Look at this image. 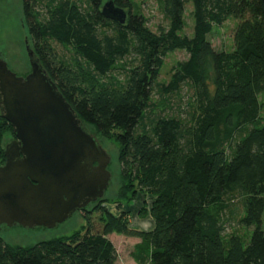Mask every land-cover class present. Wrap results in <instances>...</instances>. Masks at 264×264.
Returning <instances> with one entry per match:
<instances>
[{
	"label": "trees",
	"instance_id": "16d2710c",
	"mask_svg": "<svg viewBox=\"0 0 264 264\" xmlns=\"http://www.w3.org/2000/svg\"><path fill=\"white\" fill-rule=\"evenodd\" d=\"M110 1L126 11L124 22L104 13V0H22V8L36 57L61 93L85 124L119 143L125 175L154 195L153 229L133 230L100 204V229L85 209L82 229L67 236L30 246L0 237V264H116L114 232L141 238L137 264H264L261 0H162L168 25L158 32L131 0ZM190 3L191 36L183 33ZM229 18L233 48L217 50L209 35ZM175 50L189 56L161 83ZM184 84L192 95L181 114L153 101L157 90L165 100ZM10 131L0 113L2 154ZM239 199L247 238L225 236Z\"/></svg>",
	"mask_w": 264,
	"mask_h": 264
},
{
	"label": "water",
	"instance_id": "95a60500",
	"mask_svg": "<svg viewBox=\"0 0 264 264\" xmlns=\"http://www.w3.org/2000/svg\"><path fill=\"white\" fill-rule=\"evenodd\" d=\"M103 11L121 22L127 17L113 1ZM29 57L26 76L0 60L1 114L16 137L6 145L0 166V222L55 228L104 196L111 159L34 50Z\"/></svg>",
	"mask_w": 264,
	"mask_h": 264
},
{
	"label": "rangeland",
	"instance_id": "374dc122",
	"mask_svg": "<svg viewBox=\"0 0 264 264\" xmlns=\"http://www.w3.org/2000/svg\"><path fill=\"white\" fill-rule=\"evenodd\" d=\"M108 2L110 0H104ZM132 10L142 14L147 25L152 31L158 32L160 28H166L168 18L164 11L162 0H131ZM192 3L189 4L186 12V23L183 33L192 35L193 33V15ZM236 20L229 18L224 24L214 26L209 40L217 50H231L233 48V31L236 26ZM54 46L61 52H67L61 44L55 43ZM29 50H34L33 43L29 35V29L25 22L22 0H0V60L7 63L8 67L20 76H26L31 71ZM69 55V54H68ZM186 50H175L165 58L161 70L159 81L169 83L172 76V69L177 63L188 58ZM192 91L187 85H183L179 92L165 96L162 100V94L157 90L153 95V101L166 114L178 115L187 109L188 99L191 98ZM263 106L262 116L264 119V93L261 95ZM0 104V113H1ZM184 115L186 113L184 112ZM87 131L92 134L102 148L107 152L111 161L109 171L111 180L104 196L95 202H92L86 209L93 212V228L100 229L102 225V214L96 210L101 204L116 216L125 215L126 221L131 229L136 231H150L153 229L154 221L151 217V207L154 201V195L148 193L136 181L133 174L123 172V166L120 160L121 150L119 143L113 139L99 134L93 127L85 124ZM13 131L7 132L3 137L2 149L13 139ZM5 157L0 153V158ZM236 212L234 220L228 224L225 236L232 232H238L247 238L252 229L240 225L239 218L243 215V203L239 199L235 206ZM85 210H78L73 213L64 223L55 228H45L34 226L32 228L23 227L19 224L9 226L0 223V237L6 243L12 245L30 246L44 240H49L57 236H67L76 230L82 229L84 225L83 215ZM264 230V213H263ZM114 243L117 250L116 264H137L134 259V252H138L137 247L141 243L139 236L126 235L122 233H111L108 236Z\"/></svg>",
	"mask_w": 264,
	"mask_h": 264
},
{
	"label": "flooded vegetation",
	"instance_id": "af4514ba",
	"mask_svg": "<svg viewBox=\"0 0 264 264\" xmlns=\"http://www.w3.org/2000/svg\"><path fill=\"white\" fill-rule=\"evenodd\" d=\"M1 113H2V111H1ZM13 135H14V132H13ZM15 139H16V137H15V135H14V136H13V139H12L10 142H12V141L15 140ZM10 142H8V143H10ZM8 143H7V144H8ZM7 144H6V145H7ZM5 147H6V146H5ZM4 150H5V149H4ZM3 154H4V153H3ZM4 156H5V154H4ZM5 161H6V157H4V158L1 157V158H0V166L4 165ZM100 199H101V198H100ZM96 201H97V200H96ZM85 209H86V208H85ZM85 209H83V210H85ZM0 223H1V222H0ZM2 224H5V223H2ZM17 224H18V223H17ZM13 225H16V224H13ZM13 225H12V226H13ZM19 225H20V224H19ZM21 226H22V225H21ZM31 228H32V227H31Z\"/></svg>",
	"mask_w": 264,
	"mask_h": 264
}]
</instances>
